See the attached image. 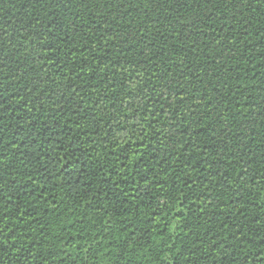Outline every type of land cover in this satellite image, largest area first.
<instances>
[{
	"label": "trees",
	"instance_id": "obj_1",
	"mask_svg": "<svg viewBox=\"0 0 264 264\" xmlns=\"http://www.w3.org/2000/svg\"><path fill=\"white\" fill-rule=\"evenodd\" d=\"M0 264H264V0H0Z\"/></svg>",
	"mask_w": 264,
	"mask_h": 264
}]
</instances>
